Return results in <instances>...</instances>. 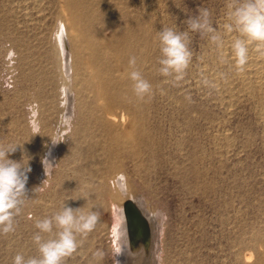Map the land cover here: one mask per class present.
<instances>
[{"label": "rangeland", "instance_id": "obj_1", "mask_svg": "<svg viewBox=\"0 0 264 264\" xmlns=\"http://www.w3.org/2000/svg\"><path fill=\"white\" fill-rule=\"evenodd\" d=\"M92 3L109 20L127 22L137 16L150 21V45L144 48L148 61L138 70L148 72L152 93L139 102L148 115L147 126L155 146L143 149L136 164L132 161L134 165L123 159L122 171L130 191L142 195L146 207L158 217V264H264V243L257 241L264 237V117L258 112L264 105L256 94L239 91L240 83L225 60L224 53L237 34L225 35L223 47L217 48L207 36L190 32L193 58L183 78L164 77L158 71V32L165 27L187 31L186 20L197 15L198 9L207 8L213 26L224 33L226 0H91ZM59 19L63 20L59 0H0V143L21 145L9 159L25 165L28 160L33 162L28 164L31 170L37 168L28 178L29 199L15 217V231L0 233V264H13L18 253L26 258L38 256L33 241L38 231L35 224L59 211L64 203L74 209L83 207L84 211L95 207L100 217L95 229L80 238V247L65 259V264H117L113 232L116 205L107 194L94 192L96 181L81 164L86 162L76 149L80 144L77 136L69 134L60 142L70 150L57 149L62 158L57 155L60 160L44 177L52 178L45 181L41 175L40 160L46 142L34 138L39 125L33 121L45 112L36 96L39 88L45 93L46 87L49 91L51 88L57 105L61 98L54 41ZM101 25L98 22L95 27L99 29ZM137 43L136 49H143V39ZM222 78H230L232 86L235 84L233 89H237L233 94L237 95L230 97L218 89L217 82ZM57 110L53 113V127L57 125ZM65 140L72 143L66 144ZM57 164H63L65 169H59ZM74 179L81 182L77 184ZM78 185L90 191L82 193ZM97 250L103 251L102 260L93 259ZM243 255L250 257L245 263Z\"/></svg>", "mask_w": 264, "mask_h": 264}, {"label": "bare ground", "instance_id": "obj_2", "mask_svg": "<svg viewBox=\"0 0 264 264\" xmlns=\"http://www.w3.org/2000/svg\"><path fill=\"white\" fill-rule=\"evenodd\" d=\"M59 8L63 20L60 21L59 19L60 26L56 30V36H54L55 40H53L57 48V67L60 69L59 76H57L60 77L59 79L61 80L59 83L61 87V90H59L61 98L57 105L54 102L53 94L50 93L51 88L49 91L46 87V93L42 88H37L38 91L36 96L38 101L40 100L42 102L44 108L40 107V109H43L45 112L42 117L34 118L35 120L33 119L34 124L39 125V133H36L37 137L36 135L33 137L36 138L37 141L41 140L43 143L44 141L46 142L45 145L43 144L45 148L42 152L44 153H41L42 157L40 156L41 165L37 163L41 166V169L39 168L41 170V175L43 178L46 177L44 164L42 162L45 158L51 163H45L46 172L48 173L52 165L60 160L57 155H61L57 154V149L60 148L64 151L65 149H69L68 145V148H66L60 142L53 145L52 140L62 141V139H66L69 134L75 137L77 136V141H79L80 144L76 149L80 151L78 153L81 154L84 158V162H86L81 164H84V168L87 167L85 169H89L88 175L95 178L93 181H96V184L93 182L95 184L94 192L107 194L116 205V227L113 232L118 250L117 264H158L160 250L158 217L153 211L146 207L142 195H135L130 191L128 183L123 175L124 172L122 171L123 159L127 158V160H131V164H133L132 161L136 164L140 157V152L143 149L152 148V145L155 146L151 140L152 130L147 126L148 115L145 114L142 104L133 94L131 89L132 82L128 77L130 71V57L134 56L137 58V69L148 61V54L144 48L150 45V21L147 18L139 19L137 16L135 18L132 17L127 22H120L115 20L116 18L109 20L104 11L98 9L95 4H91V0H59ZM98 22H102L99 29L95 27V24ZM108 28H112L109 33H102L103 30ZM68 36H71V41ZM141 38L144 41V46L143 49L137 50V42H139ZM224 56L229 67L232 69L231 71L235 76L233 77L240 83L239 91L245 92L246 95L247 93L256 94L262 105H264V54L259 52L255 45H251L246 63L239 65L232 52L230 43ZM142 75L150 83L148 72H144ZM230 75H228V77ZM47 79L51 82L50 77H47ZM229 79L230 78H222L218 80V89L227 93L230 97H233V95H237L233 94L235 93L234 90L237 89H233L235 84L233 83L234 85L232 86L231 80L229 81ZM49 84L50 83H48V85ZM58 100L59 99H57V101ZM185 104L187 103H184V105ZM34 107L36 106H33V108ZM54 109L58 112L56 114L58 118L54 119L57 120V125L55 127L52 125ZM259 111L261 114L260 116L264 117V106L260 107L258 112ZM34 124L33 126H35ZM36 128H38V126H36ZM47 134H50V137H46ZM177 141L175 142L177 143ZM71 143L66 142V144ZM32 145L34 144L32 143ZM72 145L71 147H73ZM34 146L38 147V145ZM30 147L32 146H29V148ZM32 149H30V151ZM38 149L41 148L39 147ZM80 154L78 155L79 157ZM73 155L75 154H72V156ZM75 156L77 159V155ZM143 156L145 157V155ZM192 157H194V155ZM60 158H62V156ZM65 160H68L67 157H65ZM64 161L63 163H65ZM69 161L71 162V160ZM30 162L31 161H29L28 164H30ZM65 165H67V163ZM74 166L72 168H74ZM59 167L65 169L63 168V164L61 166L58 165V168ZM137 167L140 168L139 165ZM77 168H75V170H77ZM36 170L37 168L34 171L31 170L27 174L28 178L31 177L30 175ZM78 174L80 175V173ZM81 174H83V172H81ZM49 178L52 177H48L47 180H49ZM79 178L81 177L79 176ZM65 179L66 177H64V180ZM57 180L58 179L55 181L57 182ZM61 180L64 181L63 178ZM74 180L75 183H77L78 180ZM65 181L68 180L66 179ZM72 183H74V181ZM81 186L82 185H78L80 190L83 187ZM87 188L90 189L88 186ZM87 191L88 190H85L82 193ZM91 197H93V195ZM257 241L264 243V237H258ZM248 257L247 255H243L242 262H247Z\"/></svg>", "mask_w": 264, "mask_h": 264}, {"label": "clouds", "instance_id": "obj_3", "mask_svg": "<svg viewBox=\"0 0 264 264\" xmlns=\"http://www.w3.org/2000/svg\"><path fill=\"white\" fill-rule=\"evenodd\" d=\"M226 9L224 33L213 26L211 13L207 8L198 9L197 15L186 20L187 31H177L171 27L159 31V73L176 80L183 78L193 58L189 47L190 32L207 36L217 48L223 47L225 35L236 33L231 49L239 65L246 63L251 45H255L264 54V0H226ZM136 63L137 58L130 57L128 77L132 82L133 94L143 101L151 96L152 86L137 69ZM58 142L62 141L52 140L53 145ZM18 146L21 145L0 143V233L3 234L15 231V217L29 199L26 185L31 168L28 160L25 165L9 159ZM42 162L47 176L45 163L50 162L46 158ZM93 208L95 207L84 211L83 207L74 209L64 203L52 216L37 220L35 227L38 231L34 234L33 241L39 255L26 258L18 253L13 258V264H65V259L80 247V238L87 237L99 222V213ZM42 234H47L48 238L45 239ZM103 257V251L93 252L94 260H102Z\"/></svg>", "mask_w": 264, "mask_h": 264}]
</instances>
